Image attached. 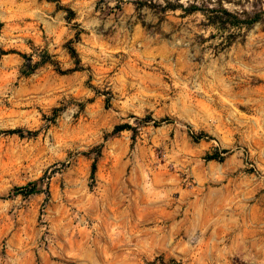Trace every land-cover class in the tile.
Returning a JSON list of instances; mask_svg holds the SVG:
<instances>
[{
  "label": "rangeland",
  "instance_id": "obj_1",
  "mask_svg": "<svg viewBox=\"0 0 264 264\" xmlns=\"http://www.w3.org/2000/svg\"><path fill=\"white\" fill-rule=\"evenodd\" d=\"M0 264H264V0H0Z\"/></svg>",
  "mask_w": 264,
  "mask_h": 264
},
{
  "label": "trees",
  "instance_id": "obj_2",
  "mask_svg": "<svg viewBox=\"0 0 264 264\" xmlns=\"http://www.w3.org/2000/svg\"><path fill=\"white\" fill-rule=\"evenodd\" d=\"M187 11H190V9H188ZM213 10H208L207 13H210V15L208 14L207 17H208V21L210 22V24L212 25H217V24H220V25H223L222 27H224L225 25H228V26H238V25H241V24H244V25H247V26H251L259 21L262 20V14H255L254 16H251L249 17L247 15V20L245 21H240L238 19L237 16L231 14L230 12H228L226 9H223L221 8L219 10V16H213L211 15ZM71 13V12H70ZM222 17H225V18H222ZM69 52L71 54L72 57H75V52L72 48H69ZM127 129H130V127L128 125H120V126H116L113 130V133H118V132H121L123 130H127ZM203 134H200L199 137H194L195 139H199L200 137H202ZM97 155H99L100 153V149L97 148ZM227 151H220V152H216L210 156L207 157L208 160H218V161H222L224 159V156H222L223 154H226ZM95 169H96V161L94 160L93 161V164L91 166V176L93 177L94 175V172H95Z\"/></svg>",
  "mask_w": 264,
  "mask_h": 264
}]
</instances>
